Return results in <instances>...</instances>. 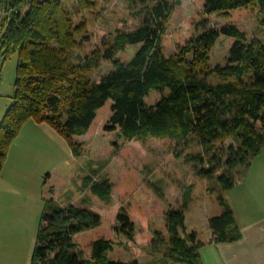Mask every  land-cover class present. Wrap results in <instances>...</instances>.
<instances>
[{
    "label": "trees",
    "instance_id": "16d2710c",
    "mask_svg": "<svg viewBox=\"0 0 264 264\" xmlns=\"http://www.w3.org/2000/svg\"><path fill=\"white\" fill-rule=\"evenodd\" d=\"M196 1L200 11L188 20V40L173 55L163 52L162 42L175 6L169 0H129L139 26L95 45L80 65L72 63L71 55L82 49L78 39L86 38L89 19L76 25L63 0H0L5 12L0 56L17 57L12 104L0 121V174L11 145L29 121L55 131L76 157L81 156L82 144L75 137L92 135L98 128L117 132L126 143L172 139L177 143L174 158L184 159L185 166L210 183L208 195L219 191L221 213L208 220L210 243L239 242L241 230L222 194L236 187L237 170H246L264 148V42H250L242 28L244 21H260L264 29V0ZM75 3L77 16L95 12L99 0ZM215 17L228 23L214 25ZM220 38L232 42L229 58L225 67L211 69L210 54ZM128 46L139 49L123 63L117 55ZM102 60L111 62L113 69L92 82L89 76ZM151 91L160 99L147 106L144 100ZM228 139L236 148L228 149L222 164V146ZM192 144L199 150L194 154L188 151ZM165 179L180 186L172 172ZM139 185V174L132 169H123L115 184L94 170L84 177L81 193L90 191L110 203L113 190H118L128 202L113 208L114 226L88 209L44 201L30 264H139L110 258L117 245L114 236L129 243L137 234L142 239L135 218L145 211L132 201ZM144 185L164 199L163 188ZM192 189L185 191L180 208L164 212L166 236L155 232L143 238L157 242L151 248L162 255L160 264H203L204 243L185 223Z\"/></svg>",
    "mask_w": 264,
    "mask_h": 264
},
{
    "label": "rangeland",
    "instance_id": "374dc122",
    "mask_svg": "<svg viewBox=\"0 0 264 264\" xmlns=\"http://www.w3.org/2000/svg\"><path fill=\"white\" fill-rule=\"evenodd\" d=\"M63 1L69 6L76 25L83 19H89L90 22L86 38L78 39L83 43L82 49L71 55L74 64L84 65L95 45L111 41L118 31H133L140 24V19L132 17L129 0H99L95 12L83 11L79 16L75 15V0ZM169 2L175 6V14L168 36L162 42V50L166 55H173L188 40V20L200 11V6L196 0ZM4 17V9L0 6V25ZM212 23L222 26L228 21L215 17ZM242 24L250 42H264V29L260 21H244ZM231 44V41L220 38L210 54L211 69L226 66ZM138 49L139 46H128L126 51L117 55V59L127 63ZM16 67V56L8 60L0 56V118L12 104ZM112 69L111 62L102 60L89 77L92 82H97ZM211 81L217 83L216 79L211 78ZM159 99L160 94L151 91L144 102L152 106ZM27 123L19 138L11 145L8 160L0 174V264L31 263L44 201L53 199L62 207L73 202L80 205V200L85 197L80 190L82 181L92 170L108 178L112 184L122 177L123 169H132L139 174V190L132 201L145 211L143 216L137 214L135 218L142 239L137 234L135 242L129 243L121 236H114L117 245L110 255L111 259L160 264L162 255L153 253L151 248L157 242H145V235L152 236L155 232H161L166 236L164 212L170 208H180L185 191L191 186L192 201L186 212L189 231L195 230L204 237L209 233L206 216L210 209H221L217 202L219 191L208 195L210 183L197 177L191 168L185 166L184 159L174 158L173 151L177 146L175 140L148 138L145 141L126 143L117 132L105 133L98 128L92 135L75 137V142L82 144L81 156L76 157L69 144L51 128L46 125L35 126L31 121ZM230 147L236 148V142L232 139H228L222 146L225 154L222 164L227 159ZM129 148L130 153L125 154ZM188 151L194 154L199 150L192 144ZM170 172L180 182L179 187L165 179V175ZM144 183L157 184L163 188L164 199L159 200ZM228 194L232 197L231 204L238 221L264 214V148L246 170H237V185L223 193V198L227 200ZM86 196L89 203L83 208L100 215L112 226L116 224L113 208L128 204L122 200L118 190H113L110 203L102 202L90 191Z\"/></svg>",
    "mask_w": 264,
    "mask_h": 264
},
{
    "label": "crops",
    "instance_id": "0c3cea01",
    "mask_svg": "<svg viewBox=\"0 0 264 264\" xmlns=\"http://www.w3.org/2000/svg\"><path fill=\"white\" fill-rule=\"evenodd\" d=\"M1 119L2 117L0 118V121ZM33 124H35V126H41L34 122ZM30 126L33 130H35V127L32 125ZM15 141L13 143H15ZM8 153H10V149ZM8 157L9 154L7 156V160ZM87 193H89V191L81 193L83 196L85 195V197L80 200V205L76 202L70 203L69 205L79 208L87 207L86 205L89 203V198L86 196ZM227 198L228 201L226 199L225 200L234 214L236 224L241 230L242 238L239 242L234 244L215 245L210 243L212 240L211 231H209L205 237L201 236V234L196 231L198 240L204 243V247L200 250V256L203 264H264V214L259 216L253 215L252 218H242L238 221L235 209L231 204L232 197L228 194ZM188 210L189 208L185 211V223L187 231L190 232L186 219V212ZM254 211L258 212V210ZM220 213L221 209H210L209 214L206 216L207 223L210 218L218 216ZM192 232H195V230H192Z\"/></svg>",
    "mask_w": 264,
    "mask_h": 264
}]
</instances>
